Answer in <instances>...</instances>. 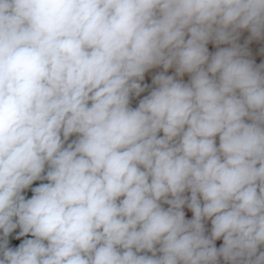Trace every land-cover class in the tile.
Here are the masks:
<instances>
[{
	"label": "clouds",
	"instance_id": "1",
	"mask_svg": "<svg viewBox=\"0 0 264 264\" xmlns=\"http://www.w3.org/2000/svg\"><path fill=\"white\" fill-rule=\"evenodd\" d=\"M0 264H264V0H0Z\"/></svg>",
	"mask_w": 264,
	"mask_h": 264
}]
</instances>
